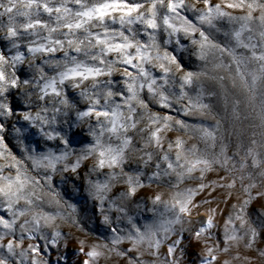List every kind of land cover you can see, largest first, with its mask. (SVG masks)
Listing matches in <instances>:
<instances>
[{"label":"snow or ice","instance_id":"snow-or-ice-1","mask_svg":"<svg viewBox=\"0 0 264 264\" xmlns=\"http://www.w3.org/2000/svg\"><path fill=\"white\" fill-rule=\"evenodd\" d=\"M226 78L247 145L205 87ZM70 243L78 264H264V0H0V264Z\"/></svg>","mask_w":264,"mask_h":264},{"label":"rangeland","instance_id":"rangeland-1","mask_svg":"<svg viewBox=\"0 0 264 264\" xmlns=\"http://www.w3.org/2000/svg\"><path fill=\"white\" fill-rule=\"evenodd\" d=\"M213 3L220 2V0H212ZM236 15H239L241 13L236 12L234 13ZM185 63L190 69H195L197 67V64L200 62L195 61L194 58L192 60H189L188 57L185 55L184 56ZM224 74V73H221ZM226 76V74H224ZM205 87L213 89L216 93L217 96L214 100L215 104V110L219 111V114L224 118L222 121L225 123V126H227V123L230 121V113H231V108H232V101L233 100H238L239 105H238V112L240 115L239 121H233L236 127L240 128L244 132L243 136V142L245 145L248 143L247 137L252 133H261L262 129L259 126V121L256 119L255 116V111L251 104L248 103L246 100V94L244 91L239 87L237 84L236 87H233L232 84L225 79L224 82V87L221 88L217 83L212 82V81H205ZM227 100V104H226ZM257 104H259V95L257 97ZM209 123H214V121L209 120ZM173 137L176 135V133H170ZM187 138V137H186ZM261 137L260 135H257V140L258 142L260 141ZM192 141L190 140L189 143ZM235 143V140L233 141ZM212 179H215V176L210 177ZM61 187H66V192L64 194V198L68 200L69 203H77V211L81 216H87L89 218V227H93V224L91 223V217H92V206L91 203H85L83 199H80L78 197V194L76 191L73 189L71 182L68 183L66 186H61ZM165 191H167L165 189ZM219 200V197H217ZM230 201L229 203H231ZM209 205H205L203 208L200 209L198 213H194L192 219L194 220H199V219H204L207 216V208ZM211 207H216V204H212ZM257 209H259V205H255ZM222 211L224 214L227 213V208L225 204L221 203L219 209L217 210L216 216H217V222L220 223L222 222L220 217L222 215ZM65 232H72L73 235H76V230L75 229H69L67 226L64 227ZM100 232H103V229L96 224L94 231L89 232L87 236L81 234L80 238L81 239H87V240H92L95 241L98 238V234ZM63 251V249H62ZM199 247L193 246L191 249H189V253L187 256V259L189 261H193L196 259V255L193 253L199 254ZM77 252V245L75 243H70L68 245L67 249V256H68V264H78V256L76 255ZM101 264H116L115 260L112 261H101Z\"/></svg>","mask_w":264,"mask_h":264}]
</instances>
